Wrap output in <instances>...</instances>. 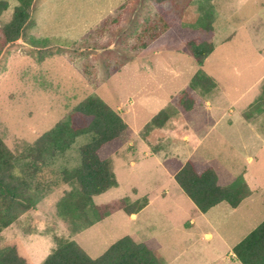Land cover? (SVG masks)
I'll list each match as a JSON object with an SVG mask.
<instances>
[{
    "label": "rangeland",
    "instance_id": "1",
    "mask_svg": "<svg viewBox=\"0 0 264 264\" xmlns=\"http://www.w3.org/2000/svg\"><path fill=\"white\" fill-rule=\"evenodd\" d=\"M6 1L0 27L17 3ZM159 10L180 15L192 29L212 26L213 50L202 66L172 30L153 39L144 32L147 25L158 28ZM83 41L86 47L77 45ZM199 69L215 88L193 92L188 117L178 108L164 127L142 135L161 108L182 104L177 97ZM263 81L264 0H34L20 37L0 48V137L17 153L83 98L97 95L133 136L110 156L117 186L93 202L144 195L149 201L134 218L118 210L71 235L56 214V202L70 188L59 183V171L79 163L78 148L90 139L81 135L47 159L40 177L49 191L18 217L20 232L32 239L72 236L92 258L129 235L150 242L161 264H241L232 247L264 219V146L253 136L264 135ZM237 150L258 151L245 164ZM169 157L211 166L218 184L239 188L238 206L219 202L199 211L167 169ZM16 231L10 225L0 231V253L15 246L28 264H37Z\"/></svg>",
    "mask_w": 264,
    "mask_h": 264
},
{
    "label": "trees",
    "instance_id": "2",
    "mask_svg": "<svg viewBox=\"0 0 264 264\" xmlns=\"http://www.w3.org/2000/svg\"><path fill=\"white\" fill-rule=\"evenodd\" d=\"M16 2L10 19L0 27V48L16 41L30 19L34 0ZM7 8L8 2L0 0V13ZM157 21L158 28L147 25L144 32L153 39L163 30H172L183 44L185 53L195 64L202 66L213 50L212 26L207 24L202 30L183 26L180 15L165 10H159ZM201 33H206L207 37L204 38ZM86 42L77 45L86 47ZM215 86L211 76L201 69L197 70L177 97L182 104L161 108L142 127L141 134L164 127L178 108L188 117L195 104L193 92L206 94ZM260 101L264 105V81ZM127 128V123L116 110L99 96L88 95L64 118L17 153L8 149L0 137V231L34 208L49 191L40 177L47 159L65 152L81 135H90V139L78 148L79 163L59 171V183L70 188L56 202V214L67 224L69 233L77 234L115 211L122 210L130 216L145 207L149 201L146 195L132 201L122 197L102 204L93 202V196L117 186L110 156L132 139L131 133L125 134ZM165 165L179 188L201 212L219 202H226L235 208L242 199L239 188L218 184L213 168L206 163L193 158L182 162L176 157H169ZM52 238L55 247L40 264H161L150 242L135 241L129 235L118 238L96 258L90 257L74 239L56 234ZM231 252L241 264H264V219L237 242ZM0 264L28 263L15 246H10L0 253Z\"/></svg>",
    "mask_w": 264,
    "mask_h": 264
},
{
    "label": "crops",
    "instance_id": "3",
    "mask_svg": "<svg viewBox=\"0 0 264 264\" xmlns=\"http://www.w3.org/2000/svg\"><path fill=\"white\" fill-rule=\"evenodd\" d=\"M253 136H254V138L257 137L260 140V143L263 147L264 146V135H261L260 133L255 132ZM257 151L258 150H254V151H252V153H250V152L247 153V151L242 152V151L237 150V151H235L234 155L242 157L243 162L245 164H249V163L253 162V160L257 154ZM238 172L243 174L245 172V169H240V171L238 170L237 173ZM136 214H131L130 217L134 218V217H136ZM18 220L19 219L17 218V220L14 221L10 226H17V231H16L17 233L16 234L21 239V243L24 245L23 246L24 251L27 250V252H25V253L27 254L30 261L34 260L35 263L40 264L41 261L44 259V257L55 247V243L51 238H49L46 235H37L34 237L35 239H32L31 234H25L24 231L21 233L20 231H21L22 227H19L20 222ZM207 235H209V234H206L205 237H207ZM69 238L72 239V236ZM35 244L36 245L38 244V247H36V249H37L36 251H34L35 250ZM33 247H34V249H33ZM232 256H233V254H232Z\"/></svg>",
    "mask_w": 264,
    "mask_h": 264
}]
</instances>
